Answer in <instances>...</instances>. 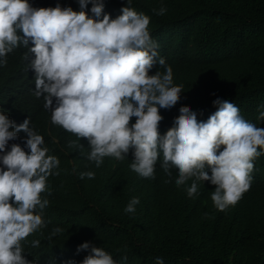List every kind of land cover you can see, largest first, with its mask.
Returning a JSON list of instances; mask_svg holds the SVG:
<instances>
[{
  "label": "clouds",
  "instance_id": "clouds-1",
  "mask_svg": "<svg viewBox=\"0 0 264 264\" xmlns=\"http://www.w3.org/2000/svg\"><path fill=\"white\" fill-rule=\"evenodd\" d=\"M76 2L78 11L60 3L52 7L47 0H0V70L33 83L32 96L49 127L76 137L67 142L69 148L82 154L89 148L86 158L96 168L107 162L110 172L136 179H155L156 170H163L165 183L177 171V188L191 181L185 188L189 198L207 181L215 186L216 210L234 207L251 190L255 162L264 155V127L245 119L233 102L217 98L216 111L206 120L181 106L166 131L160 110L179 103L183 85L174 83L172 67L159 56L151 17L136 11L133 0H126L115 18L105 12L106 0ZM152 11L163 16L167 8ZM156 64L164 71L150 74ZM11 104L0 106V264H41L26 259L24 246H40L39 239L28 238L44 235L51 203L44 194L52 195L48 179L60 175V159L48 154L29 118L18 125L10 118ZM257 119L264 120V111ZM95 176L79 174L82 180ZM139 203L133 197L124 212L135 213ZM63 231L54 227L48 239ZM81 251L88 254L80 264H118L90 242L80 244ZM155 264H164L163 257Z\"/></svg>",
  "mask_w": 264,
  "mask_h": 264
},
{
  "label": "trees",
  "instance_id": "trees-1",
  "mask_svg": "<svg viewBox=\"0 0 264 264\" xmlns=\"http://www.w3.org/2000/svg\"><path fill=\"white\" fill-rule=\"evenodd\" d=\"M47 2L79 10L76 0ZM123 6L126 0H106L105 12L115 18ZM161 6L166 14L155 15L152 10ZM132 7L151 17L150 35L159 56L172 67L174 83L183 85L179 103L160 110L166 131L181 106L206 120L216 111L212 102L217 98L233 102L245 119L264 127V120L257 119L264 111V0H133ZM157 70L164 68L156 64L150 74ZM33 93V83L21 75H0V106L14 102L10 118L17 125L29 118L44 136L48 154L60 159V175L48 179L52 195L44 194L51 202L45 209L48 224L43 236L38 232L28 238L39 239L40 246L25 244L27 260L80 264L88 252L78 253L77 247L90 242L118 264H155L156 257H163L164 264H264V155L255 162L251 190L220 212L213 206L210 182H201L199 195L189 198L185 188L191 181L177 188V171L165 183L169 178L163 170H156L155 179H136L110 172L107 162L96 168L86 158L89 148L84 146L83 154L69 148L67 142L76 137L49 127ZM86 171H94L95 179H80ZM133 197L140 203L135 213H125ZM54 227L64 231L49 240Z\"/></svg>",
  "mask_w": 264,
  "mask_h": 264
}]
</instances>
